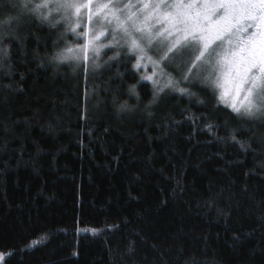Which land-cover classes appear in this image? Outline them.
<instances>
[{
	"label": "trees",
	"instance_id": "obj_1",
	"mask_svg": "<svg viewBox=\"0 0 264 264\" xmlns=\"http://www.w3.org/2000/svg\"><path fill=\"white\" fill-rule=\"evenodd\" d=\"M12 5L0 0V23L13 18L0 29V264H264V120L182 80L188 59L146 109L155 89L125 45L95 66L56 59L72 25Z\"/></svg>",
	"mask_w": 264,
	"mask_h": 264
},
{
	"label": "snow or ice",
	"instance_id": "obj_2",
	"mask_svg": "<svg viewBox=\"0 0 264 264\" xmlns=\"http://www.w3.org/2000/svg\"><path fill=\"white\" fill-rule=\"evenodd\" d=\"M92 4L93 0H85L84 3L57 0L56 11L74 10L79 14L82 8H86L91 20ZM46 6L47 0L35 7ZM20 7L30 10L27 0H21ZM95 9L97 13L111 16L116 21L117 29L122 30L130 41V51H144L134 33L146 37L149 43L156 37L167 38L170 42L161 60L170 55L177 56L195 45L198 54L193 64L207 57L206 62L212 68L209 75H215L213 83L223 89L220 98L230 96V107L237 114L264 120V103L255 102L257 96L264 97V0H127L126 3L123 0H116L115 3L113 0H100ZM51 11L49 9V15ZM12 22L13 18L9 17L3 23ZM74 29L75 26H72ZM98 35H103V32ZM217 47L220 51H216ZM94 51L98 52L99 48L94 46ZM72 57L80 58L72 48H67L54 58L66 60ZM84 58L87 59L86 55ZM148 60L155 67L156 62L151 57ZM139 66V63L135 65ZM142 79L152 80V76ZM184 79L187 80L188 76L185 75ZM172 84L170 78L168 85ZM163 91V87L154 91L145 108L156 104L158 93ZM179 91L185 93L187 90L180 88ZM244 146L242 143L241 147Z\"/></svg>",
	"mask_w": 264,
	"mask_h": 264
},
{
	"label": "rangeland",
	"instance_id": "obj_3",
	"mask_svg": "<svg viewBox=\"0 0 264 264\" xmlns=\"http://www.w3.org/2000/svg\"><path fill=\"white\" fill-rule=\"evenodd\" d=\"M28 7L30 10H22L20 7L21 0L17 2L14 0V5L16 10L23 12H32L42 18L43 20H50L55 18L56 21H63L64 24L68 27L75 26L74 31L71 30L78 36V40L72 45H68L67 48H72L74 53L79 55V59L75 57L63 60V61H86L93 63V66L98 63L100 60V54L105 49H115L116 47H122L123 45L129 50L130 41L127 37H125L122 30L117 29V24L111 16L105 17L96 12L95 5L100 2V0H93L92 4V19H88V9L82 8L79 14H76L74 10L65 11L64 9L56 11V3L57 0H47L46 7L36 8V5H42L45 3V0H27ZM78 3H84L85 0H76ZM115 3L116 0H113ZM123 2H127V0H123ZM49 9H52L51 14L49 15ZM48 16L47 19H44V16ZM53 16V17H52ZM70 17V19H69ZM58 18V19H57ZM54 20V19H53ZM5 23H0V29ZM79 30L80 33L77 34L75 30ZM100 32H103V35H98ZM141 47L144 49L143 53L139 50L131 51L135 56V65L139 63V67H135L142 77H146L151 75L152 80L143 79L151 84L152 88L155 91L161 87H168V81L171 78L173 84L176 85V79L174 78V70H178V75L183 71H179V62H185L188 59L187 65H185L186 71L182 74V80L184 76L187 75L189 82V77L192 81H200L204 84L211 86V88L215 91L217 98L220 103L224 106L230 108V104L232 103V99L230 96H225L224 99H221L222 88L216 86L213 81L215 80V75L210 76L209 73L212 72V68L206 62L207 57L202 59L201 61H197L193 64L195 56L198 54L196 51V46L192 45V47L186 51L181 52L177 56H169L166 60H161L164 51H166L167 44L170 42L165 37H156L152 40L151 43L148 42L146 37H142L140 33H134ZM91 41V43H90ZM115 41V42H113ZM87 45V48H85ZM103 45V47H101ZM94 46L99 48V51H94ZM66 48V49H67ZM130 51V50H129ZM216 51H220L217 47ZM87 57L85 59L84 57ZM138 57H142L139 60ZM148 57H151L153 62H156L155 67L153 63L148 60ZM213 61L215 60V53H213ZM191 68V71L189 69ZM170 71V73H169ZM174 72V73H173ZM173 73V74H172ZM177 86V85H176ZM177 88V87H176ZM177 91V90H176ZM256 103H264V97L257 96Z\"/></svg>",
	"mask_w": 264,
	"mask_h": 264
}]
</instances>
